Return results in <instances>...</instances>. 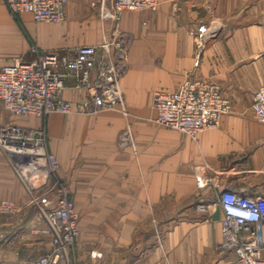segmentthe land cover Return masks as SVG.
I'll use <instances>...</instances> for the list:
<instances>
[{
  "label": "crops",
  "instance_id": "0c3cea01",
  "mask_svg": "<svg viewBox=\"0 0 264 264\" xmlns=\"http://www.w3.org/2000/svg\"><path fill=\"white\" fill-rule=\"evenodd\" d=\"M112 3L70 0L63 22L45 23L29 13L14 15L0 0V62L33 59V45L70 55L101 44L114 34L115 23L103 20ZM118 26L130 53L122 78L126 113L16 116L0 101V125L47 128L59 175L81 211L76 250L82 264H102L99 255L104 264L115 255L121 264H229L236 255L220 248V195L264 194V123L253 116L255 93L264 84V0H160L156 11L123 12ZM201 26L207 31L199 48ZM194 79L220 86L231 104L218 129L196 138L158 124L152 102L157 90ZM84 95L65 91L74 103ZM125 132L132 144H124ZM203 169L208 180L200 185ZM2 200L23 209L0 216V264H27L35 258L24 259L23 252L50 243L33 234L39 214L0 151Z\"/></svg>",
  "mask_w": 264,
  "mask_h": 264
},
{
  "label": "built area",
  "instance_id": "2783aa9c",
  "mask_svg": "<svg viewBox=\"0 0 264 264\" xmlns=\"http://www.w3.org/2000/svg\"><path fill=\"white\" fill-rule=\"evenodd\" d=\"M14 15L29 13L36 22L61 23L70 0H5ZM160 0H113L103 17L116 21L125 11H156ZM207 28L201 26L199 48ZM33 59L0 62V101L16 116L46 117L51 114H94L105 110L126 113L122 78L129 67V45L124 32L116 28L99 45H82L70 55L31 48ZM73 83L69 84L68 81ZM68 88L83 90L77 103L65 97ZM153 106L158 124L193 138L215 130L231 104L220 86L194 79L176 90H157ZM253 116L264 123V84L256 91ZM124 144H132L125 132ZM0 148L23 184L28 201L41 220L34 235L46 239L50 249L27 264H71L79 231L75 200L59 175L60 163L50 150L46 127H25L16 123L0 125ZM207 173L200 170L199 183ZM223 211L221 250L233 252L229 264H264V194L226 190L219 199ZM21 208L13 201H0V216L17 215ZM97 256V255H96Z\"/></svg>",
  "mask_w": 264,
  "mask_h": 264
},
{
  "label": "rangeland",
  "instance_id": "374dc122",
  "mask_svg": "<svg viewBox=\"0 0 264 264\" xmlns=\"http://www.w3.org/2000/svg\"><path fill=\"white\" fill-rule=\"evenodd\" d=\"M105 18V17H104ZM103 20H111L115 23V27H114V32H115V29L116 28H119L121 29L119 26H118V22L120 21H116L114 19H111V18H105ZM200 80V79H199ZM154 101V94L152 96V102ZM125 103H126V99H125ZM1 108V107H0ZM106 111V110H105ZM101 112H98V113H94L95 114H99ZM231 113V112H230ZM74 114H77V113H71V114H56L54 117H58V118H61V119H67V118H71L72 116L71 115H74ZM78 115H81V114H78ZM89 115H92V114H89ZM71 116V117H70ZM82 116H86V115H82ZM7 119H5L6 121ZM3 121H1L0 123H2ZM49 141H50V138H49ZM56 141V139L54 140V142ZM0 151L3 152V150L0 148ZM4 153V152H3ZM5 155V153H4ZM6 156V155H5ZM7 158V157H6ZM262 179H263V183H264V175L262 176ZM63 181V180H62ZM64 182V181H63ZM66 184V182H64ZM262 183V185H264ZM71 185V184H70ZM26 198L27 200L29 199L28 198V195H27V192H26ZM21 210L23 209L21 205L17 204ZM80 208L77 207V212H78V218H79V221H80V218H81V214L79 211ZM164 232L161 231L159 232L158 236H157V243L159 244H162L163 243V239H164ZM35 237H37L35 235ZM39 239V238H38ZM42 240H44L43 238H41ZM39 241V240H38ZM113 245H117L119 246L120 245V240H118V242H115ZM77 247V246H76ZM50 249V245L47 244V242H43V245L42 246H38V245H32L30 248H28L25 252L22 253V257L24 259H33V258H36V257H39L40 255H42L43 253H45L46 251H48ZM83 257V255H81ZM99 257L102 259V264H104V259H103V256L102 255H99ZM112 256H110L108 259H107V262L108 264H121L120 262V255H115L114 258H112ZM111 260H112V263H111ZM71 264H82L81 260H80V255L79 253H77V250H75V253L74 255L72 256V260H71Z\"/></svg>",
  "mask_w": 264,
  "mask_h": 264
},
{
  "label": "bare ground",
  "instance_id": "6f19581e",
  "mask_svg": "<svg viewBox=\"0 0 264 264\" xmlns=\"http://www.w3.org/2000/svg\"><path fill=\"white\" fill-rule=\"evenodd\" d=\"M79 231H80V229H79Z\"/></svg>",
  "mask_w": 264,
  "mask_h": 264
}]
</instances>
